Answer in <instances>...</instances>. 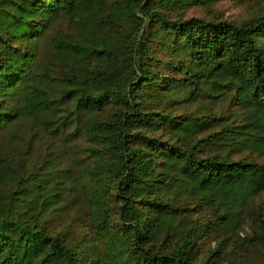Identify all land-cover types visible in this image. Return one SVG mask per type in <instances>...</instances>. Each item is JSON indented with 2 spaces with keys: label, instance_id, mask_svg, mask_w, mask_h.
Wrapping results in <instances>:
<instances>
[{
  "label": "trees",
  "instance_id": "obj_1",
  "mask_svg": "<svg viewBox=\"0 0 264 264\" xmlns=\"http://www.w3.org/2000/svg\"><path fill=\"white\" fill-rule=\"evenodd\" d=\"M224 1L264 4L0 0V264H264V12Z\"/></svg>",
  "mask_w": 264,
  "mask_h": 264
},
{
  "label": "rangeland",
  "instance_id": "obj_2",
  "mask_svg": "<svg viewBox=\"0 0 264 264\" xmlns=\"http://www.w3.org/2000/svg\"><path fill=\"white\" fill-rule=\"evenodd\" d=\"M257 6L258 5L254 3L238 5L234 2L224 1L216 5L215 11H217L220 15L224 16L225 18L235 21H242L244 19H249L255 16L258 12H264V4L258 8ZM192 14L203 16L206 13L204 12V10L196 8L195 10H192ZM64 164L68 165L67 162ZM260 202L264 203V196L260 198V200H256V203ZM82 212L84 211L81 210V208L79 207L70 208L68 203L65 210H61L57 213L52 214L49 213V216L47 217V223L49 227L53 230H60L68 225H73V230H76V225H78L77 222L81 220ZM71 221H74L75 223L73 224ZM248 256L251 260L255 261L256 263L259 262L261 259H264V256L255 249H252L248 253Z\"/></svg>",
  "mask_w": 264,
  "mask_h": 264
}]
</instances>
